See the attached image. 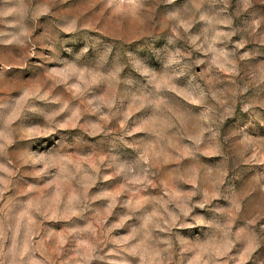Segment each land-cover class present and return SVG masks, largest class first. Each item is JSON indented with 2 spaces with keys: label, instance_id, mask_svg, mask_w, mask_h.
Masks as SVG:
<instances>
[{
  "label": "rangeland",
  "instance_id": "obj_1",
  "mask_svg": "<svg viewBox=\"0 0 264 264\" xmlns=\"http://www.w3.org/2000/svg\"><path fill=\"white\" fill-rule=\"evenodd\" d=\"M0 264H264V0H0Z\"/></svg>",
  "mask_w": 264,
  "mask_h": 264
}]
</instances>
